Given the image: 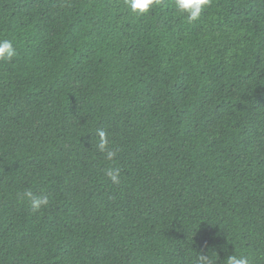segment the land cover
Masks as SVG:
<instances>
[{"label":"trees","instance_id":"1","mask_svg":"<svg viewBox=\"0 0 264 264\" xmlns=\"http://www.w3.org/2000/svg\"><path fill=\"white\" fill-rule=\"evenodd\" d=\"M171 4L0 0V264H264V0Z\"/></svg>","mask_w":264,"mask_h":264},{"label":"clouds","instance_id":"2","mask_svg":"<svg viewBox=\"0 0 264 264\" xmlns=\"http://www.w3.org/2000/svg\"><path fill=\"white\" fill-rule=\"evenodd\" d=\"M210 5L211 0H172L171 7L177 16L182 17L187 24L191 25L200 21ZM158 6L159 0H125V7L136 18L148 16ZM17 56L18 50L13 39L0 38V61L12 62ZM97 137L98 151L106 153L107 160H115L118 153L110 147V134L106 130H98ZM105 175L113 185H120L122 182V172L118 167L108 168ZM19 195L29 201L33 212H40L42 208L49 205V198L46 195L37 197L31 191H25ZM215 257L199 254L195 264H216L218 259L216 253ZM224 264H252V260L246 254L234 253L227 256Z\"/></svg>","mask_w":264,"mask_h":264}]
</instances>
